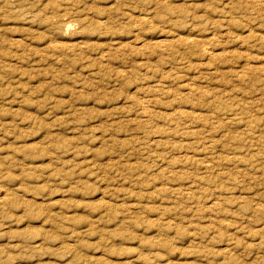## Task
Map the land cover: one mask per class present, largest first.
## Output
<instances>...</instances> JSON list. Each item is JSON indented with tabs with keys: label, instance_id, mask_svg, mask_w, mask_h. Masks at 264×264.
Returning a JSON list of instances; mask_svg holds the SVG:
<instances>
[{
	"label": "rangeland",
	"instance_id": "374dc122",
	"mask_svg": "<svg viewBox=\"0 0 264 264\" xmlns=\"http://www.w3.org/2000/svg\"><path fill=\"white\" fill-rule=\"evenodd\" d=\"M0 264H264V0H0Z\"/></svg>",
	"mask_w": 264,
	"mask_h": 264
},
{
	"label": "bare ground",
	"instance_id": "6f19581e",
	"mask_svg": "<svg viewBox=\"0 0 264 264\" xmlns=\"http://www.w3.org/2000/svg\"><path fill=\"white\" fill-rule=\"evenodd\" d=\"M4 1H5V0H4ZM5 3H6V2H5ZM3 4H4V3H3ZM155 6H156V5H155ZM140 13H141V12H140ZM123 14H124V13H123ZM128 15H129V14H128ZM139 15H140V14H139ZM126 16H127V15H126ZM126 16H125V17H126ZM130 18H131V17H130ZM139 18H140V17H139ZM140 20H141V19H140ZM133 21H134V19H133ZM140 22H141V21H140ZM140 22H139V23H140ZM108 37H109V36H108ZM111 43L113 44V42H111ZM115 44H116V43H115ZM109 45H110V44H109ZM107 47H108V46H107ZM103 51H104V50H103ZM98 53H99V52H98ZM98 53H97V54H98ZM100 55H101V54H100ZM102 56H103V55H102ZM95 59H96V58H95ZM104 59H105V58H104ZM99 60H100V59H99ZM106 60H107V59H106ZM94 63H95V62H94ZM100 65H101V63H100ZM99 67H100V66H99Z\"/></svg>",
	"mask_w": 264,
	"mask_h": 264
}]
</instances>
